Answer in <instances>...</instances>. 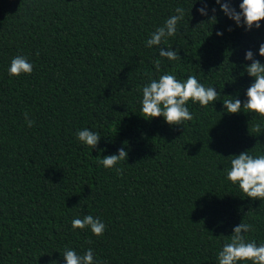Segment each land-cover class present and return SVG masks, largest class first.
I'll return each instance as SVG.
<instances>
[{
	"label": "trees",
	"instance_id": "1",
	"mask_svg": "<svg viewBox=\"0 0 264 264\" xmlns=\"http://www.w3.org/2000/svg\"><path fill=\"white\" fill-rule=\"evenodd\" d=\"M193 2L0 0V264H52L65 246L93 248L100 264H215L241 221L264 241V202L244 198L223 171L231 155L264 153V117L224 113L222 101L189 104L184 130L139 111L157 55L145 40L176 6L189 10L168 42L182 60L161 70L244 99V52L264 42V21L245 32L217 12L212 25L197 14L200 4L190 13ZM17 55L33 63L32 74H7ZM83 127L102 135L97 147L106 151L76 141ZM125 145L119 173L97 165L98 155ZM85 215L103 221L102 236L71 229Z\"/></svg>",
	"mask_w": 264,
	"mask_h": 264
},
{
	"label": "clouds",
	"instance_id": "2",
	"mask_svg": "<svg viewBox=\"0 0 264 264\" xmlns=\"http://www.w3.org/2000/svg\"><path fill=\"white\" fill-rule=\"evenodd\" d=\"M196 4L201 5L196 8L197 14L209 17L207 22L211 21L212 25L218 23L217 12L222 13L237 28H243L245 32L261 29V22L264 21V0H239L238 5L234 4V0H214L211 6L210 0H194L190 13ZM188 11L183 6H176L173 14L155 27L145 40V47L155 48L157 55L151 60L154 73L148 74L147 80L139 88L138 104L142 117H148L146 120L161 117L169 126L179 125L184 129V123L193 119L189 104L211 106L214 109L217 101H222L224 113L235 114L246 110L254 116L264 117V63L256 58L264 57V42L259 43L255 53L251 49L244 52L243 60L250 63L242 65L241 75L246 73L251 80L244 90L243 100L238 94L222 96L216 90L217 86L206 85L197 76H183L161 70L165 61L182 60L179 54L180 48L174 50L173 45H169L168 42L169 38L177 35L178 30L181 31L179 25L184 21ZM226 31L231 32L233 28L229 26ZM215 34L220 37L224 32L217 30ZM33 69V63L26 56L17 55L10 60L6 72L10 77H20L32 74ZM34 123L35 121L29 119L28 114L25 113L26 126L31 128ZM74 135L81 146L88 147L91 151L93 149H97L98 152L106 151L97 147L102 138L98 131L83 127ZM126 146L117 149L116 154L102 157L98 155L97 165L105 169L115 168L119 173L120 168L117 165L121 161H127L128 158ZM223 171L224 178L242 193L244 198H248L250 202L257 200L260 203L264 202V153L242 151L231 155L227 157ZM71 229L73 231L86 229L92 235L100 237L104 234L106 225L99 217L93 215H85L82 218L76 216L71 220ZM253 231V226L247 222L241 221L233 226L231 235L225 236L227 239L223 240L215 253V264H264V241L258 242L250 238L249 234ZM55 252L59 253V258L53 260L52 264H100L95 250L91 247L81 252L74 247L65 246L61 251Z\"/></svg>",
	"mask_w": 264,
	"mask_h": 264
}]
</instances>
